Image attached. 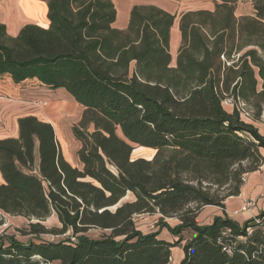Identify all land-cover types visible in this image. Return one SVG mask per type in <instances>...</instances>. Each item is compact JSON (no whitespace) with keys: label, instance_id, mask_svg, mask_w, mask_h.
Listing matches in <instances>:
<instances>
[{"label":"trees","instance_id":"trees-1","mask_svg":"<svg viewBox=\"0 0 264 264\" xmlns=\"http://www.w3.org/2000/svg\"><path fill=\"white\" fill-rule=\"evenodd\" d=\"M43 1L41 24L10 36L0 21V76L63 89L82 107L71 128L79 166L37 116L19 117L17 136L0 139V224L4 214L36 220L26 242L0 238V264H170L176 246L177 264H264V210L242 224L225 212L197 220L207 205L224 209L263 160L264 134L237 103L255 116L264 103V0L239 16L238 0L181 13L174 61L175 15L156 5L133 4L121 29L112 0ZM135 146L155 153L131 159ZM52 213L60 227L47 229ZM153 213L177 219L158 223L174 239L136 226Z\"/></svg>","mask_w":264,"mask_h":264},{"label":"rangeland","instance_id":"rangeland-1","mask_svg":"<svg viewBox=\"0 0 264 264\" xmlns=\"http://www.w3.org/2000/svg\"><path fill=\"white\" fill-rule=\"evenodd\" d=\"M142 1V0H140ZM146 2L150 1H156L166 4V6L170 7L172 10H174L175 17L180 16L181 13L189 11L191 9H198V8H206V9H212L214 6V3L216 0H145ZM19 0H0V11L4 15L10 14L8 12H17V3ZM22 4V10L20 13H23L26 15H32V20L36 21L38 24H41L44 20H46V16H44L43 8L45 1L38 0L33 4V7H30L27 5V3L32 2V0H21ZM120 10H121V6ZM252 9V0H238L236 4L235 14L239 16L240 14L249 13ZM23 15V14H22ZM46 15V14H45ZM123 14L120 13L118 20H123ZM178 18V17H177ZM28 19V18H27ZM177 22V19L176 21ZM260 55L264 57V51L259 50ZM233 57H237V54H235ZM34 80H27L20 84V87H25L28 89L29 92H27L24 96H19L22 99H26L29 101L34 100L36 102L35 110L36 114L40 119L43 121H47L51 123L53 126L56 139L58 141V144L60 146L61 152L63 154V157L73 166H79L76 151L78 148V142L73 138L71 133V128L73 125L77 124L82 107L76 103L63 89H50L45 86L36 85L33 84ZM12 83V82H11ZM1 85H3V89L10 90L13 86V83L7 86L6 83L2 82ZM33 88V89H31ZM11 98H17L18 96H14L13 94H9ZM223 107L230 111L232 108V99L227 98L222 101ZM237 107L240 111V117L248 122L252 123L255 127H257L258 131L261 134H264V103L261 105V110L258 116H255L254 113H256L255 108L250 103H244V102H238ZM62 137L65 141L66 147L63 149L59 138ZM155 153V150L152 148H143L135 146L134 149L131 152L130 158L135 159L138 157H143L146 159H150L153 154ZM261 153L263 155V150H261ZM246 162H243V166L246 167ZM264 164V156L261 164L259 167L248 173H244L242 177L245 179L242 180L241 177V186L245 183L247 176L249 174L255 173L258 174L259 171H261L262 165ZM213 189H216L215 192L219 193L220 195L225 194L226 190L223 189V187H218L217 185L213 186ZM212 189V191H213ZM240 194V193H239ZM238 194V195H239ZM236 195V196H238ZM264 199V194L260 195ZM235 197L230 196L227 199ZM130 195L126 197V199H130ZM226 199V200H227ZM224 201V203L226 202ZM247 200H253L255 201V207L252 208L251 211H242L240 210L241 204L243 201ZM257 199L254 198H244L238 208V211L247 212L250 214V218L253 217L254 211L257 209ZM210 215L206 216L204 219H208ZM158 213L153 214H142L135 217V224L136 226L144 233L148 231H155L159 230L160 236L174 239L173 235L168 231L166 227H162L160 224H158L161 220L159 219ZM160 220V221H159ZM34 219H28L23 216L19 215H8L4 214L2 216V223L0 224V238L6 235L12 236L14 239L19 240L21 242H26L27 240L34 238V234H30L28 227L30 222H35ZM163 223H166L169 227H173L175 224H177V219L174 217L170 218H163L161 221ZM47 229H54L59 228L60 224L57 220V217L55 214L49 215L44 221L41 222ZM203 224V223H200ZM208 224V223H204ZM101 233L100 230L97 229H91L87 232V234L91 236H98ZM182 237L186 238L188 236L187 232H182ZM60 239L62 236H58ZM40 238L43 239H49L50 234H42ZM182 253V250L180 247H173L171 250V259L170 264H177L181 260L182 256L179 258L180 254Z\"/></svg>","mask_w":264,"mask_h":264},{"label":"crops","instance_id":"crops-1","mask_svg":"<svg viewBox=\"0 0 264 264\" xmlns=\"http://www.w3.org/2000/svg\"><path fill=\"white\" fill-rule=\"evenodd\" d=\"M17 3V8L22 10V4L20 2ZM38 0H32V2L27 3L30 7H33V4ZM116 7V19L114 22V26L117 28H125L128 22L129 11L133 4H153L156 5L172 14H174V10L170 7L166 6V4L156 1L146 2L145 0H112ZM34 2V3H33ZM36 4V3H35ZM46 5V3H43ZM121 6V10L120 7ZM198 9H206V8H198ZM21 10L17 12H8L10 14L4 15L0 11V21L5 24L6 30L10 36H15L20 28L25 24H38L36 21L30 19L32 15H26L20 13ZM196 10V9H191ZM123 14V20L119 21V15ZM23 14V15H22ZM175 15V14H174ZM46 16V15H45ZM178 17V18H177ZM28 18V19H27ZM177 19V22H175ZM178 20L179 16L174 18V22L170 28V39H169V52L172 57V61H174L175 56L177 54V50L180 44V34L178 30ZM4 82L7 86L12 84L11 79L7 75L0 76V139L7 137H16L17 136V119L26 115H34L37 116L35 110L36 102L34 100L29 101L26 99H22L19 96H24L27 94L28 89L25 87H20V84H14L10 90L3 89V85L1 83ZM25 82V81H24ZM34 82L33 84H35ZM33 89V88H31ZM9 94H13L14 96H18L17 98H11ZM42 120V119H41ZM264 156V150H263ZM0 183H2V178L0 175ZM264 194V164L262 165L261 171L256 175L255 173L249 174L245 183L241 187L240 194L235 197H231L226 200L224 203V209H221L218 206L207 205L202 208L200 213L197 216V220L199 223H210L214 216H223V212H225L230 218L234 219L238 223L242 224L245 220L250 218V214L247 212L238 211L239 205L244 198H254L257 199V209L254 211L256 215L259 211L264 210V199L260 196ZM208 219H204L208 216ZM254 215V216H255ZM167 240H171L169 238H165ZM183 256V253L180 254L179 258Z\"/></svg>","mask_w":264,"mask_h":264},{"label":"built area","instance_id":"built-area-1","mask_svg":"<svg viewBox=\"0 0 264 264\" xmlns=\"http://www.w3.org/2000/svg\"><path fill=\"white\" fill-rule=\"evenodd\" d=\"M245 178L242 177V180H244ZM255 207V201L253 200H247V201H243V203L241 204L240 210L242 211H251L252 208Z\"/></svg>","mask_w":264,"mask_h":264}]
</instances>
